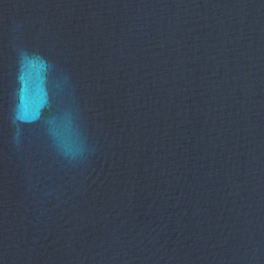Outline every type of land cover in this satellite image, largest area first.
<instances>
[{
  "label": "water",
  "instance_id": "obj_1",
  "mask_svg": "<svg viewBox=\"0 0 264 264\" xmlns=\"http://www.w3.org/2000/svg\"><path fill=\"white\" fill-rule=\"evenodd\" d=\"M0 264H264V0H0Z\"/></svg>",
  "mask_w": 264,
  "mask_h": 264
}]
</instances>
